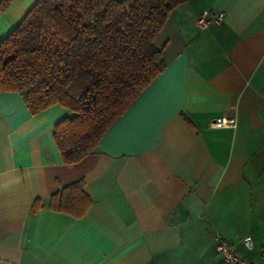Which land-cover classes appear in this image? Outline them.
Listing matches in <instances>:
<instances>
[{
	"label": "crops",
	"instance_id": "obj_1",
	"mask_svg": "<svg viewBox=\"0 0 264 264\" xmlns=\"http://www.w3.org/2000/svg\"><path fill=\"white\" fill-rule=\"evenodd\" d=\"M36 2L0 11V39ZM204 10L225 19L202 30ZM154 44L165 69L77 163L53 133L68 108L0 91V264H222L218 233L264 264V0H188ZM223 115L236 127L211 126ZM79 178L84 216L49 209Z\"/></svg>",
	"mask_w": 264,
	"mask_h": 264
},
{
	"label": "trees",
	"instance_id": "obj_2",
	"mask_svg": "<svg viewBox=\"0 0 264 264\" xmlns=\"http://www.w3.org/2000/svg\"><path fill=\"white\" fill-rule=\"evenodd\" d=\"M12 1L0 0V11ZM187 1L37 0L0 39V91L18 92L33 114L68 108L53 133L63 163H77L165 69L154 39ZM84 182L61 186L49 209L84 216L92 204ZM39 208L37 200L31 210Z\"/></svg>",
	"mask_w": 264,
	"mask_h": 264
},
{
	"label": "built area",
	"instance_id": "obj_3",
	"mask_svg": "<svg viewBox=\"0 0 264 264\" xmlns=\"http://www.w3.org/2000/svg\"><path fill=\"white\" fill-rule=\"evenodd\" d=\"M225 19V13L220 10H204L196 19V26L200 29H208L215 24L222 23ZM236 122L233 118L220 116L213 120L212 125L216 128L236 127ZM216 250L220 257L222 264H246V260L241 255L237 245L228 240L225 236L218 233L216 235ZM244 244L248 249L254 248V242L251 236L243 238Z\"/></svg>",
	"mask_w": 264,
	"mask_h": 264
}]
</instances>
